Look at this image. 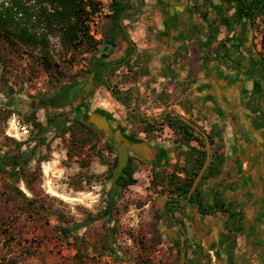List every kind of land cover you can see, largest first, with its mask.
I'll list each match as a JSON object with an SVG mask.
<instances>
[{
	"label": "rangeland",
	"instance_id": "obj_1",
	"mask_svg": "<svg viewBox=\"0 0 264 264\" xmlns=\"http://www.w3.org/2000/svg\"><path fill=\"white\" fill-rule=\"evenodd\" d=\"M0 1L5 6L11 4L10 0ZM101 1L103 9L91 22L92 33L98 39L103 38L109 20L108 14H110L108 9L110 0ZM24 2L28 6L35 4L33 0H24ZM262 19L261 16L257 17L254 24V42L258 56H264ZM49 41L52 60L70 75L78 74V80L90 78V74L85 71L93 59L102 58L117 63L121 52L120 46H117L112 48L110 55L104 57L103 54L107 51L104 50L105 43L102 42L98 50L84 52L77 56V61L70 63L71 53L63 48L59 36L51 33ZM7 54L9 64L12 66V72L9 75L10 84L14 86L15 93L8 96L0 91V110L10 108L13 111L6 120L0 117V142L4 136L23 142L21 151L25 152L23 155L27 162L26 170L28 172L37 170L40 175L33 177L29 175V183L28 178H21L16 183L7 173L0 172V260L13 259L18 264H141V260H148L155 264H169L178 256L177 260L180 262L177 244L167 242L162 228V218H157V214L163 217L159 199L168 197L169 193L166 190L162 191L161 185H156L153 178L156 174L161 175L160 178L168 177L177 165L187 164L189 147L192 145L188 143L182 146L181 135L176 129L172 131L165 127H158L157 131H149L150 140L165 145L170 151L169 160L165 167L156 165L154 170L152 163L134 162L136 181L119 191L117 221H109L108 216H103L102 213L110 197L115 193L114 186L111 185L110 172L114 170L112 163L117 154L116 150L114 152L101 148V155L96 156L91 153L88 144L80 147L78 152L74 151L70 154V132L64 134V128H58L49 121L50 117L58 111L44 109L41 106L34 110L27 107L32 98L58 89L62 84L69 82V79L55 84L49 81V77L43 71L32 73L33 66L37 63L36 59L40 58L36 50L18 45L16 51H9ZM123 70L115 66L110 71L109 84L115 86L117 92L120 90L119 86H122L117 76ZM137 72L143 76L147 73V69L141 68ZM187 91L186 112L195 116L196 112L192 108L199 94L197 97L193 95L201 89H198L192 80L188 82ZM91 93L93 94L84 103L86 114L91 115L100 111L108 115L115 125L126 120L127 122L123 124L126 126L134 124L136 133L144 137L142 127L139 125L144 121L132 113V109L125 110L120 96L106 85L104 77L102 80H95L93 77ZM199 97L198 99L202 102L203 97ZM178 98L173 97L174 103L182 104L183 102L178 101ZM134 102L135 99L132 98L131 108ZM160 106V102L157 101L153 106H146L145 109L148 111L145 112L155 114V109ZM24 113H35L37 120L46 126L44 143H40L38 130L33 123L25 120ZM73 118L86 122V115ZM15 119L17 127L13 128L12 123ZM197 120L202 130L207 134L220 133L223 141L219 124L223 127L224 122L214 125L207 111L198 116ZM160 121L158 124L161 123ZM19 126H25L28 132H23ZM117 128L122 131L126 129L120 126ZM98 131L101 132L98 142L100 147L109 140H113L107 132ZM215 139L219 138L216 136ZM196 143L200 145L198 141ZM7 148L4 147L3 150ZM180 173L182 172H177L183 177L184 172ZM208 198L210 196L206 195L204 201L202 199L207 209ZM217 200L222 202L223 198L219 197ZM89 215L93 218L99 216L97 219L88 221ZM61 227H73L78 230L77 234L84 240L83 245L80 246L75 242L72 236H64ZM111 229L116 238L115 251L102 252V238Z\"/></svg>",
	"mask_w": 264,
	"mask_h": 264
},
{
	"label": "flooded vegetation",
	"instance_id": "obj_2",
	"mask_svg": "<svg viewBox=\"0 0 264 264\" xmlns=\"http://www.w3.org/2000/svg\"><path fill=\"white\" fill-rule=\"evenodd\" d=\"M125 1L130 3L129 0ZM198 1L193 2L187 15V27L179 33L170 35L173 40H176L175 43L167 44L165 42L167 34L161 33L160 30L138 28L131 31L125 26L115 46L121 48L118 62L104 60L110 63L104 74V82L118 93L126 111L132 109V113L144 121L139 123L144 132V137H140L135 131L134 124L126 126L123 123L127 121L122 120L115 125L109 118L113 128L125 127L126 129L122 128L124 133L137 146V149L128 146L129 160L126 167L134 162L152 163L153 170L156 165L166 166L169 159L167 158L164 162L165 155L168 156L170 151L161 143L150 140L149 131H157L158 127H165L172 131L179 130L180 122L174 116L180 119H182L181 116H185L198 125L197 117L205 111L203 101L200 102L197 97L202 92H195L197 98L192 109L196 115H189L185 104L188 97L187 86L188 82L193 80V83L199 87L207 76V83L212 90L210 94L214 101L213 108L218 111L219 122L225 123L223 127L219 124L224 144L226 141L229 143L230 154L241 162L237 164L238 167L242 166L253 180L260 175L264 180V79H261L262 89L258 91L255 85L258 77L252 75L254 61L258 56L252 20L257 11L254 9V0H241L242 2L232 0L230 3L225 0L221 4L220 11L215 8L218 11L216 14L203 11V1H200L201 3ZM140 6H136L135 11V14L139 13V17L142 13L139 11L149 10L145 3ZM238 17L239 20H237ZM221 19H227L228 23L222 25L219 22ZM216 28L219 31L218 35L212 43L207 44V40ZM230 28L233 30L230 31ZM115 47L109 48L106 57ZM115 66L124 69L117 76L122 85L119 86L118 92L115 86L109 84L110 71ZM258 67L254 71L258 70ZM141 68L147 69V73L143 76L137 72ZM212 76H215L216 80H222V83L211 85ZM91 94H93L91 81L88 77L87 80L63 84L56 90L34 97L27 107L32 110L39 106L56 110L58 112L54 114L55 119L65 115L67 118L84 116L87 115L84 111V103ZM173 97H179L178 101L183 103H174ZM132 98L135 102L131 108ZM157 101L161 106L155 109V114L153 112L147 114L145 111L148 110L145 107L153 106ZM159 120H161L160 124H158ZM196 141L192 139L189 143ZM244 163L247 164L245 168H243ZM205 196L206 193L203 194L200 191L198 197L204 201ZM209 196L212 199L211 205L221 197L214 193ZM194 202L201 210H206L204 208L207 207L201 208L203 203H198L196 199ZM231 211L234 213L233 210ZM233 229L232 223L230 234L236 233Z\"/></svg>",
	"mask_w": 264,
	"mask_h": 264
},
{
	"label": "trees",
	"instance_id": "obj_3",
	"mask_svg": "<svg viewBox=\"0 0 264 264\" xmlns=\"http://www.w3.org/2000/svg\"><path fill=\"white\" fill-rule=\"evenodd\" d=\"M11 4L5 6L0 1V91L4 94L11 96L15 93V88L10 84V73L12 72V66L9 64L8 52L16 51V46H24L31 50H36L39 53L40 58L36 59L33 72L43 71L49 77L50 82L57 84L65 79H69V83L79 82L76 76L70 75L66 70L52 60L50 51L49 35L56 33L59 36L60 43L66 51L71 53L70 63L77 61V56L82 53L94 52L98 50L99 45L103 44L108 49L117 45V38L124 30L122 20H124L130 13L129 9L131 5L125 0H110L108 9L110 10L109 20L104 31L103 38H96L92 33L91 22L95 16L101 13L103 9V3L101 0H33L35 4L28 6L24 0H10ZM31 1V0H29ZM240 2H242L240 0ZM254 9L257 10L252 18L253 24L256 23L257 17H263L262 22L264 25V0H254ZM239 20V17L238 19ZM219 22L224 25L228 23L227 19H221ZM233 29L230 28V31ZM218 28L211 33L210 38L207 40V44L214 41L218 35ZM264 41V40H263ZM104 57L106 54H103ZM110 63L105 62L102 58L93 59L85 72L94 74L95 80H102L104 74L109 67ZM260 66V67H258ZM258 67V70L255 68ZM254 69L252 75L258 77L255 85L258 91L262 89L261 79H264V56H257L254 61ZM63 85V84H62ZM13 111L10 108H3L0 110V117L7 119ZM25 120L34 124V127L40 134V143H44V134L46 126L37 120L35 113H24ZM90 115L87 114L86 118ZM55 115H52L49 119L52 125L55 126ZM179 123L180 144L186 146L192 139H196L200 143V147H189V155L187 157V164L177 165L175 170L170 176H162L156 174L153 178V182L156 185H161L162 191L169 193V204H175L180 206L183 200H186L189 195V191L192 184L198 175L199 171L204 165L207 157V148L205 137L203 134L197 132L190 124L180 119L178 116H174ZM71 122V123H70ZM69 123V124H68ZM58 128H64L63 133L70 132V154L74 151L78 152L80 147L90 145V151L93 155L100 156L101 148L112 150L115 152L113 146V140H109L106 144L99 146V134L94 126L88 125L85 120L77 118H67L65 121L57 125ZM103 133V132H102ZM199 136L201 138H199ZM211 141L212 153L210 163L205 170L195 192L189 198V202L193 203L196 199L198 203H203L200 196V186L208 179L217 177L225 164L226 155L223 151L224 144L220 138V133L213 135L208 133ZM216 136L219 138L216 140ZM24 143L17 141L14 138L4 136L0 142V172L7 173L13 182L18 183L21 178L27 179L28 176L40 175L37 170L27 171L25 161V152L21 151V147ZM4 147H8L3 150ZM3 151V153H2ZM24 154V155H23ZM118 164V155L112 163V169ZM134 163H129L128 167L124 169L126 175H121L117 184L114 186L115 193L110 197L106 207L103 210L102 215L108 216L109 221H117L118 214V198L120 190L136 181L134 178ZM113 171V170H112ZM184 172V176H179L177 172ZM112 172H110V176ZM87 177V176H86ZM89 178V177H88ZM29 183V178L27 179ZM23 193V192H22ZM195 203V202H194ZM233 205V204H232ZM232 205H226L220 203L219 200H215L212 205L204 208L202 204L201 208L206 210H219L224 213H230L231 218H236V230L240 228L241 218L238 214L232 213ZM99 216V215H98ZM92 215H89L88 221L94 219ZM238 216V217H237ZM100 218H103L100 216ZM157 218L161 219L162 216L157 214ZM63 235L66 237L72 236V238L80 246L83 245V238L79 237L78 230L73 227H61ZM114 244H116L115 233L111 229L108 234L102 238V252L109 251L114 252ZM179 255V254H178ZM178 256L169 264H179ZM141 264H155L148 260H141ZM0 264H18L16 260H0Z\"/></svg>",
	"mask_w": 264,
	"mask_h": 264
},
{
	"label": "crops",
	"instance_id": "obj_4",
	"mask_svg": "<svg viewBox=\"0 0 264 264\" xmlns=\"http://www.w3.org/2000/svg\"><path fill=\"white\" fill-rule=\"evenodd\" d=\"M129 1L132 7L123 20L124 26L131 31L138 28L160 30L161 33L167 34L165 42L172 44L176 40H173L170 35L179 33L187 27V15L193 2L198 0ZM200 1H203V11L216 14L225 0ZM200 1L198 3H201ZM228 1L230 3L232 0ZM137 3H140L139 6L145 3L149 8L146 12L139 11L142 12L140 17L139 13L135 14ZM104 49L109 50L106 46ZM210 81L211 85L222 83V80H216L215 76H212ZM197 88L203 93L199 96L203 97L205 112H208L212 123L215 122L214 125L220 123L218 111L213 108L214 101L210 94L212 90L207 79ZM193 96H196V93ZM191 145L200 147L197 143H191ZM163 147L167 149L165 145ZM223 151L226 161L221 175L219 174L218 178L206 180L200 186V191L206 195L214 193L221 196L222 203L226 207L233 204L232 210L241 218L240 228L236 230L235 217L231 218L230 213L217 209L203 211L195 203L194 205L189 202L188 198L183 200L179 207L175 202L169 204L171 199L169 197L159 199L163 212L164 236L170 244H177V251L180 252L179 264H264V180L261 175L253 180L242 166H237L241 162L230 154V145L227 141ZM168 157L169 155H165L164 162ZM246 165L244 163L243 168ZM206 202L210 206L211 197ZM232 223L235 234L229 233Z\"/></svg>",
	"mask_w": 264,
	"mask_h": 264
},
{
	"label": "water",
	"instance_id": "obj_5",
	"mask_svg": "<svg viewBox=\"0 0 264 264\" xmlns=\"http://www.w3.org/2000/svg\"><path fill=\"white\" fill-rule=\"evenodd\" d=\"M122 24H123V20H122ZM104 50L106 51V49H104ZM93 77H94V74L92 73L90 76L91 84L93 83ZM53 104L54 103H52V105ZM66 118H67V116L65 115V116H62V118L55 119L54 120L55 126L62 123ZM181 118L185 122L190 124L193 128H195L198 132H201L204 135L205 142H206V148H207L206 160L204 162L203 167L199 171L198 175L196 176V178L192 184V187H191V189L189 191V195H188V199H189L191 197V195L197 189V186H198L205 170L207 169V167L210 163L212 146H211V141H210L208 134L204 130H202V128H200L198 125L193 123L191 120H189L185 116H181ZM86 122L89 125L95 126L98 130H102V131L107 132L109 134V136L113 139V145H114V148H115L117 155H118V164L112 172L111 185L112 186H119L117 184L118 178L121 175H126V173L124 172V168L127 166L128 160H129L128 146H131L134 149H137V146L130 141V139L127 137V135L124 134V132L120 128L113 129L111 122L109 120V116L101 113L100 111H96V112L92 113L88 118H86Z\"/></svg>",
	"mask_w": 264,
	"mask_h": 264
},
{
	"label": "built area",
	"instance_id": "obj_6",
	"mask_svg": "<svg viewBox=\"0 0 264 264\" xmlns=\"http://www.w3.org/2000/svg\"><path fill=\"white\" fill-rule=\"evenodd\" d=\"M12 127H13V128H16V127H17L16 119L13 121V123H12ZM19 128L22 129L23 132H28V130L26 129L25 126H19ZM10 135L17 136V135L14 134V133H10Z\"/></svg>",
	"mask_w": 264,
	"mask_h": 264
}]
</instances>
